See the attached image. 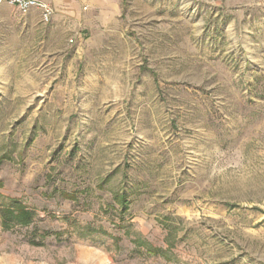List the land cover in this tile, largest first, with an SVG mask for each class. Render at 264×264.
Masks as SVG:
<instances>
[{
    "label": "rangeland",
    "instance_id": "obj_1",
    "mask_svg": "<svg viewBox=\"0 0 264 264\" xmlns=\"http://www.w3.org/2000/svg\"><path fill=\"white\" fill-rule=\"evenodd\" d=\"M50 5L1 6L0 264H264V0Z\"/></svg>",
    "mask_w": 264,
    "mask_h": 264
},
{
    "label": "trees",
    "instance_id": "obj_2",
    "mask_svg": "<svg viewBox=\"0 0 264 264\" xmlns=\"http://www.w3.org/2000/svg\"><path fill=\"white\" fill-rule=\"evenodd\" d=\"M0 215L3 221L4 227H10V225H29L33 219L32 213L25 208L21 201L13 199L8 204L2 205Z\"/></svg>",
    "mask_w": 264,
    "mask_h": 264
},
{
    "label": "built area",
    "instance_id": "obj_3",
    "mask_svg": "<svg viewBox=\"0 0 264 264\" xmlns=\"http://www.w3.org/2000/svg\"><path fill=\"white\" fill-rule=\"evenodd\" d=\"M4 4L15 6L23 14L37 10L42 22L46 24L52 20L54 14L52 6L43 0H0V6Z\"/></svg>",
    "mask_w": 264,
    "mask_h": 264
},
{
    "label": "crops",
    "instance_id": "obj_4",
    "mask_svg": "<svg viewBox=\"0 0 264 264\" xmlns=\"http://www.w3.org/2000/svg\"><path fill=\"white\" fill-rule=\"evenodd\" d=\"M49 4H52L56 9L58 15L56 16L58 20L62 19V0H43ZM6 18L3 15V8L0 6V24L5 22ZM4 32L0 30V45L7 42V39H3Z\"/></svg>",
    "mask_w": 264,
    "mask_h": 264
}]
</instances>
